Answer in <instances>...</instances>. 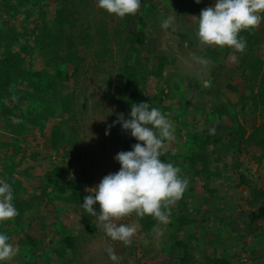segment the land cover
<instances>
[{
	"label": "trees",
	"instance_id": "obj_1",
	"mask_svg": "<svg viewBox=\"0 0 264 264\" xmlns=\"http://www.w3.org/2000/svg\"><path fill=\"white\" fill-rule=\"evenodd\" d=\"M0 1L10 18H14L21 9H32L31 16L34 18L31 22L35 26V32L32 33L33 45L24 42L21 46V34L17 33L14 27H7L5 35L0 27V182L7 181L12 186L13 203L18 210V215L13 220L4 223V226L14 224V228L6 231L0 227V232L8 235L10 242L18 247V254L14 257L18 262L23 260L20 264H52V256H75L79 235L68 233L67 228L57 222L54 230L50 232L49 243L53 248L49 250L52 255L49 256L48 250L44 248L46 239L30 236L25 229V222L30 218L29 212L40 210L41 213V205H45L42 214L46 215V220L42 226L47 228L48 218H56L65 210L63 205H54V201L59 199L65 205H72L81 215L83 223L94 226L95 216L86 213L81 206L84 197L90 194L80 190L85 173L79 175L75 170L78 166L68 160L69 155L73 153L71 150L76 149L75 142H67L69 137L74 138L76 134L73 129L75 118L71 116L74 114L71 110L72 97L60 90L65 87L70 77L75 76L73 73L77 72L81 64L76 52H73L76 46L74 37L78 36L91 42L90 34L86 32L91 28H83L86 22L80 23V27L77 26L81 11H72L66 4L68 0H53L59 4V9L55 11L51 21H47L49 10H44L47 0ZM215 3L216 0H211L209 4L214 7ZM75 4L77 5V2ZM31 16L28 18L31 19ZM135 17L137 14L122 18L123 21L117 22L111 29L113 39L119 47L126 48L123 53L124 65L119 74L121 78L115 91L119 98L126 101L128 119L132 104L146 103L140 97V88L145 85L138 79L140 74L137 66L140 64L141 54L148 51L149 45L143 29L130 30V20ZM37 20H40V23H37ZM92 28L99 44L104 46L102 56H95L103 59L109 52L106 47L111 38L108 22L101 20ZM239 35L246 40L247 47L243 53L238 52L237 62L226 61L235 70V76L232 75L231 78L239 83L228 81L226 86L223 85L226 101L220 106V110L226 113L224 117L219 118L220 124L215 122L216 126L225 128L222 125H226L227 133L203 132L204 135L199 134L203 136L202 141H199L196 139L198 134L193 130L192 133L196 137L190 138L195 143H202L201 148L190 143V151L187 152L190 155L181 153L178 157V154L167 150L161 157L164 162L172 161L171 163L179 169L187 170L186 177L180 172L188 181L182 199L167 209L170 212L167 226L173 236V243L168 246L166 257L173 259L172 264H233V256H236L239 250L235 248L233 251L232 244L244 237L242 228L255 234L264 222V187L258 184L264 176L259 180L252 174L243 158L239 157L243 149L247 154L251 152V160L258 165L257 171L264 172V57L260 50L261 44H264V20L258 27L242 31ZM16 46L20 47L19 51L15 50ZM224 50L226 52L221 51L222 54H229L234 49L226 47ZM35 51L48 58L51 71L36 72L31 65H25L27 55H30L28 52ZM166 60L168 59L162 57V61ZM161 89L153 99L159 102L160 106H170V89L168 86ZM241 91L245 95L239 96ZM202 93L201 90L200 94ZM229 95H238L237 101H232ZM166 111L172 110L167 107ZM12 118L15 120L12 121ZM32 129H35V135L39 138L37 145L41 147V151H49L46 158L49 159L50 155L55 153L60 154V148L67 146L70 152L61 153L63 159L68 161L65 166L54 165L52 177L46 176L40 180L39 186L34 190L35 192L38 188L41 190L40 194L24 199V181L32 187L36 184L32 168L26 164L36 161L41 154L35 152L36 150H28L29 132ZM135 143L137 141L130 134L126 141L128 149L132 150ZM228 156L230 157L226 160L225 157ZM71 171L74 172L73 175ZM213 180L227 181L228 186L232 187L235 185L240 191H235V194L238 193L239 196L227 198L224 189L220 187L222 184L212 186ZM96 206L94 205V208L98 211L99 205ZM196 212L208 224L205 225ZM139 222L143 233L150 236L159 221L151 216H144L139 218ZM218 223L222 224V228L217 231ZM180 233L187 237L178 236ZM57 237L60 240H56ZM255 245L258 247L259 241ZM243 246L247 247L249 243L243 242ZM251 247L250 261L253 262L257 251ZM143 250L142 255L150 257L152 262L159 257L151 247ZM129 252L132 255V249H129Z\"/></svg>",
	"mask_w": 264,
	"mask_h": 264
},
{
	"label": "rangeland",
	"instance_id": "obj_2",
	"mask_svg": "<svg viewBox=\"0 0 264 264\" xmlns=\"http://www.w3.org/2000/svg\"><path fill=\"white\" fill-rule=\"evenodd\" d=\"M73 1L68 0L66 4L74 12L81 11L77 26L80 27V23L86 22L83 28L86 30L90 26L91 29H87L86 32H89L92 41L88 42L78 36L74 37L76 46L73 52H76L81 64L77 72L74 71L75 73L73 74L75 76L70 77L67 84L64 85L65 87L60 88V90L63 94L72 97L71 110L74 114L71 116L75 118L73 129L76 134L74 138L69 137L67 142H70V140L75 142L76 149L74 150L75 152L71 150L73 153L69 155L68 160L78 166L75 170L79 172V175L85 173V177L82 176L80 190L82 193L88 194V189L96 187L104 176L119 171L120 164L114 157L119 152L130 151L126 145L130 131L123 130L118 122L120 115L128 119L127 111L125 110L126 101L119 98L115 91L121 78L119 74L124 65L125 56L123 53H125L126 48L122 49L119 47L116 40L113 39L111 30L117 22L123 21L122 18L109 14L97 7V0ZM210 1L200 0V3H196L195 0H142L141 6L143 8H140L137 17L130 20L132 25H130V30L143 29L148 38L147 45H149L148 51L141 54L140 64L137 66L138 74H140L138 79L143 83L142 85H145L140 88V97L149 104V107H159V110L165 114L166 119L174 125V139L171 142H167V150L172 151L175 155L178 154V157L181 153L183 155L189 154L187 152L190 151V143L193 145L197 144L201 148L200 145L202 143H195L190 138V136L196 137L192 133L193 130L198 134L196 139L199 141H202L203 137L199 134L204 135L203 132H209L210 129H214V133L222 131L225 134L227 133L226 125H222L225 128L216 126L215 122L220 124L219 118L224 117V113H226L220 110V106H223L226 101L224 86L227 85L228 81L239 83L231 78L232 75L233 77L235 76V70L233 66L227 63L229 61L231 63L237 62L239 53L232 50L229 54H222L221 51L226 52L224 50L226 47L223 49L218 46L208 47L202 45L195 35L197 28L196 17L199 16L201 10L213 7L209 4ZM76 2L77 5L75 4ZM144 2L146 3L145 5H143ZM46 5L44 10H49L47 21H51L54 18L55 11L59 9V4L53 0H47ZM27 11L21 9L14 18H10L9 13L1 6L0 1V27L3 29V35L7 33V27H14L16 32L21 34V36L19 35V46L24 42H28L29 45L34 43V35L32 33L35 32V26L31 22L34 16H31L33 14L31 12L32 9ZM28 16H31V19ZM169 18H171L169 27L167 29L162 28V21ZM101 20L108 22L111 33L110 43L106 47L109 52L103 59L95 56V54L102 56L101 52L104 50V46L99 44V39L95 37V30L92 28ZM37 23H40V20H37ZM77 32L76 30V34ZM15 50L19 51L20 47L16 46ZM260 50L262 57H264V44H261ZM28 53L30 55H27L26 66L31 65L36 72L51 71V67L48 66V58L42 53H37V51ZM162 57L168 60L162 61ZM166 86L171 91L169 96L171 99L168 100L170 101L168 102L170 106H167L172 110L171 112L166 111V105L160 106V103L153 99L162 90L161 88ZM201 90L203 91L202 94H200ZM240 95L245 94L241 91ZM229 96L232 101H237L238 95ZM14 120L15 118H12V121ZM207 122L210 123L208 124ZM184 134H186V137ZM29 137V152L36 150L35 152H41V154L36 161L26 164V166L32 168L31 171L36 184L32 187L27 181H24L25 189L22 191L24 199L29 198L30 195L40 194L41 190L38 188L34 192L35 188L39 186L40 180L46 176L52 177L51 172L54 165L65 166L68 161L63 159L61 153L70 152L68 146L64 149L60 148V154L50 155L48 159L46 154L49 151H41V147L37 145L39 138L35 135V129L29 132ZM251 154V152L247 154L243 149L239 157L240 159L243 158L252 174L260 180L263 178L264 172L257 171L258 165L251 160ZM229 157H225V159L227 160ZM22 169H24V166ZM228 169L229 167L226 170ZM186 171L184 168L180 169V172L185 177L187 175ZM71 173L72 175L74 174L73 171ZM213 181L212 186L222 184L220 187L222 190L224 189V194L228 196L227 198L234 195L239 196L238 193L235 194V191L240 192L235 188V185L233 187L228 186L229 183L227 181L222 182V180ZM258 184L264 187V179ZM54 205H63L65 210L56 218H48L46 221L48 223L47 228L42 226L46 220V215L42 214L45 205H41V213L40 210L39 212H29L30 218L25 222V229L30 236L46 239L45 242L47 244H45L44 248L48 250L49 256H52L49 250L53 248L52 244L49 243L50 232L54 230L57 222L64 225L68 233L79 235L75 256L60 258L52 256V264H172L173 259L166 257L169 251L168 246L173 243V236L167 226L169 221L167 224L158 222L150 236H146L139 222L140 217L134 212L125 216L124 219L122 217L115 220L117 225L128 224V226L136 229L131 244L125 245L121 241L111 240L103 228L97 226L96 216L93 221L94 226H90L82 222L81 215L72 208V205H65L59 199L54 201ZM96 205L99 204L97 203ZM97 212L99 213V210ZM196 214L199 215L197 212ZM199 219H202L201 221L205 225L208 224V222L203 221L202 217ZM125 220L126 222H124ZM4 223L0 224L3 230L7 231L14 228V224L4 226ZM260 226V230L255 234L242 228L244 237H241L242 239H239L236 244H232V247H234L233 251L235 248L239 251L246 250L250 256L252 252L251 246L255 248L257 251L256 259L250 264H264V222ZM220 228H222V224L218 223L216 230L218 231ZM178 236L187 237L184 233H180ZM56 240H60V238L57 237ZM257 241H259L258 247L255 245ZM243 242L249 243V246L244 247ZM149 247L159 254L155 262L150 261V257L142 255L143 249H148ZM107 248L113 250L119 258L118 261L114 262L109 258L106 251ZM129 249H132V255H130ZM21 262L23 260L18 262L15 257H12L9 264H20Z\"/></svg>",
	"mask_w": 264,
	"mask_h": 264
},
{
	"label": "clouds",
	"instance_id": "obj_3",
	"mask_svg": "<svg viewBox=\"0 0 264 264\" xmlns=\"http://www.w3.org/2000/svg\"><path fill=\"white\" fill-rule=\"evenodd\" d=\"M141 2L97 0V7L125 18L135 16ZM195 2L200 3V0ZM262 20L264 0H216L214 7L201 10L196 17L195 35L202 45L229 47L243 53L247 42L239 34L258 27ZM170 23L171 18L166 19L161 27L167 29ZM118 122L123 130L130 131L137 143L132 145V150L119 152L114 157L120 164L119 171L109 173L96 187L88 189L90 194L84 197L81 206L86 213L97 217V226L102 227L111 240L129 245L136 232L135 227L117 225L115 220L124 219L134 212L138 217L151 216L161 224H167L170 216L167 209L182 199L188 181L180 175L178 167L161 159L167 151V142L174 139L175 129L158 108H150L148 103H134L130 118L125 119L120 115ZM214 131L209 130L210 134H214ZM13 200L12 186L7 181L0 182V224L18 215ZM97 203L99 213L94 208ZM18 251L10 242V237L0 232V264H7ZM106 251L112 261H118L111 248ZM243 254L247 255V262H241ZM250 258L246 250H240L233 256L232 263L250 264Z\"/></svg>",
	"mask_w": 264,
	"mask_h": 264
},
{
	"label": "built area",
	"instance_id": "obj_4",
	"mask_svg": "<svg viewBox=\"0 0 264 264\" xmlns=\"http://www.w3.org/2000/svg\"><path fill=\"white\" fill-rule=\"evenodd\" d=\"M240 258H241V262H247L248 261V257L245 254H243Z\"/></svg>",
	"mask_w": 264,
	"mask_h": 264
},
{
	"label": "crops",
	"instance_id": "obj_5",
	"mask_svg": "<svg viewBox=\"0 0 264 264\" xmlns=\"http://www.w3.org/2000/svg\"><path fill=\"white\" fill-rule=\"evenodd\" d=\"M144 1V0H143ZM142 3V2H141ZM146 3L144 2V4L143 5H145ZM141 8H143L142 6H141Z\"/></svg>",
	"mask_w": 264,
	"mask_h": 264
},
{
	"label": "water",
	"instance_id": "obj_6",
	"mask_svg": "<svg viewBox=\"0 0 264 264\" xmlns=\"http://www.w3.org/2000/svg\"><path fill=\"white\" fill-rule=\"evenodd\" d=\"M208 84V83H207Z\"/></svg>",
	"mask_w": 264,
	"mask_h": 264
}]
</instances>
